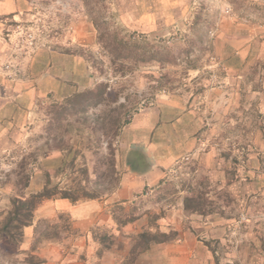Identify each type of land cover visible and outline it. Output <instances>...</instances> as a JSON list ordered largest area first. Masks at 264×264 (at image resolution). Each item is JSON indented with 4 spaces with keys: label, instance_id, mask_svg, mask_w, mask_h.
Listing matches in <instances>:
<instances>
[{
    "label": "rangeland",
    "instance_id": "rangeland-1",
    "mask_svg": "<svg viewBox=\"0 0 264 264\" xmlns=\"http://www.w3.org/2000/svg\"><path fill=\"white\" fill-rule=\"evenodd\" d=\"M217 5L218 8L221 7L222 15L230 17L235 23L240 18L234 7L248 10L253 16L256 12L255 0H235L231 5L225 3V0H215L214 8H204L200 21L192 23L188 34L159 37L130 30L119 18L115 0H53L41 4L40 13L33 21L12 24L9 34L15 43V58L18 55L22 58L19 61L21 67L37 49H45L53 38L59 39L65 28L69 29L71 37L80 25L89 28V31L92 29L95 43L88 49L77 46L73 48V54L89 60L87 62L91 67L92 77L84 85L71 86L74 92L71 96L38 97L34 99L30 111L27 108L25 113H0V212L9 208L10 200L18 192V181L21 178L30 177L29 188L24 192L28 195L43 186L45 172L52 177V184H60L61 187L78 184L90 195H97L95 200L105 198L118 185L122 171L117 168V154L121 149L124 128L141 110L151 107L158 99H169L176 95L185 96L190 103L194 102V108L201 114L204 122L205 134H209L212 129V135L215 132V144L212 145L214 152L231 161V173L227 174L222 183L216 181L215 186L209 189L212 195L214 191V195L218 196V202L231 206L232 199L229 195L232 196V192L239 190L240 186L237 175L240 164L238 158H244L247 154L248 146L245 143L251 150L258 152L259 149L251 141L258 134L264 135V128L258 129V126L251 124L243 130H233L228 135L223 129L222 112L229 100L225 93L229 82H226L228 71L219 52L221 38H216ZM103 32L106 34L104 38L101 36ZM113 32H121L133 42L140 43L143 48L141 58H145L146 62L133 65L132 60L124 69L119 68L118 63L114 64L112 56L104 48L106 39ZM252 69L256 76H264V64ZM0 73L2 79L9 82L24 78L18 72V64L13 61L0 66ZM100 84L108 87L107 101L99 105L90 103L88 106L87 103L78 105L72 102L71 99L77 94ZM260 84L249 83V88L264 92V86ZM5 87L0 78V111L5 104V107H11L12 103H16L14 97L7 96ZM216 91L220 93V97L210 106V97H213L211 94ZM256 101V98L250 99L252 104L247 105V112L237 113V119L233 118L232 123L237 120L246 125L250 122H264V114H260L259 110L251 112L255 104L262 103L260 99ZM115 119H121L122 124L117 137L114 134L117 128L113 124ZM64 161L65 169L61 172L60 167ZM219 163L223 164L221 161ZM219 170L223 172L221 166ZM180 177L179 170H173L164 182L162 189L168 192L165 198L158 201L160 214L176 209V189H180L183 183ZM202 181L201 177L195 182L190 181L189 187L194 185L199 189L200 185V189H204ZM215 191H219L220 195ZM257 198L254 194L248 198V203L245 199L244 204H255ZM86 201L90 200L79 202ZM118 207L120 206H114V211ZM121 207L124 208L123 218L137 219L141 213L135 209L133 213V209L128 206ZM254 209L255 205H252L249 212H246L239 204L232 211L234 221L230 239L226 238L225 244L219 243L218 248L216 246L218 253L213 258L214 264H264V226L263 231L257 233L256 239L254 236L253 239L243 237L249 220L261 221ZM116 215H121V212L116 211ZM148 216L152 227L158 215L153 212ZM262 216L264 217L260 215ZM33 226L35 234L31 245L26 244L25 238L18 246L10 245L5 240L0 241V264H29L31 257L44 261L43 264H48L49 258L52 261L50 264H150L152 260L150 255L141 256L143 252L131 263V251L141 235L137 236V228L134 227L121 229L118 235L115 234L116 231L113 233L115 228L90 229L93 241L87 245L92 250L86 258L80 249L85 235L75 229L68 214L57 213L54 218L41 219ZM61 239L66 241L57 242ZM210 244L205 242L209 247ZM108 250H111L110 256L104 257L103 254Z\"/></svg>",
    "mask_w": 264,
    "mask_h": 264
},
{
    "label": "crops",
    "instance_id": "crops-1",
    "mask_svg": "<svg viewBox=\"0 0 264 264\" xmlns=\"http://www.w3.org/2000/svg\"><path fill=\"white\" fill-rule=\"evenodd\" d=\"M51 1L53 0H0V66L13 61L18 64V72L24 75L23 79L9 82L2 79L0 73V78L6 86L4 91L7 96L14 97L16 102L12 103L11 107H5V104L0 113H25L28 109L30 111L34 99L38 97L71 96L74 93L71 86L84 85L92 77L91 67L85 58L72 53L76 46L88 49L95 43L92 37L94 30L89 31V28L81 25L72 37L68 34L69 29L65 28L59 39L53 38L45 49H37L22 67L19 63L22 58L18 54L15 58V43L9 34L12 24L33 21L40 13L41 4ZM234 1L225 0V3L231 5ZM115 2L119 18L130 30L159 37L188 34L192 23L200 21L201 11H204L208 4L214 8L215 4V0ZM255 4V16L248 10L233 6L240 18L238 23L222 15L220 6L216 7V38H221L219 52L227 67L225 79L229 82L225 92L229 100L222 112L223 129L227 135L233 130L250 127L251 124L258 126V129L264 128L263 121L250 122L248 125L241 120L232 123L233 118L237 119V113L247 112L245 110L247 105L251 106L249 100L252 98H256V102L260 99L262 103L260 106L255 104L251 112L259 110L260 114H264L263 90L249 88V83L254 82L264 86V76L252 73L253 67L264 64V0H255ZM211 96L213 97H210L211 102L208 104L210 106L215 104L213 102L220 97V93L216 91ZM192 103L185 96L176 95L169 99H158L151 107L141 110L123 130V141L117 154V168L122 171L116 188L105 198L98 200L79 203L67 199L46 200L36 210L34 223L41 219L54 218L57 213L68 214L75 229L85 235L80 249L86 258L92 250V247L87 245L93 241L90 229L115 228L113 233L116 231L115 234L118 235L121 229L134 227L137 228V236L147 230L176 235L173 241L152 245L141 255H150V264H214L213 258L217 256L218 244L223 245L226 238L230 239L234 221L232 211L240 204V207L249 212V208L255 205L254 211L261 221L249 220L245 225L243 237L253 239L254 236L256 239L257 233L262 232L264 226V217H260L264 215V135L258 134L254 142L251 141L256 149H259L258 152L251 150L245 143L248 146L247 154L244 158L243 155L238 158L240 164L237 175L240 186L239 190L232 192V196L229 195L232 199L231 206L218 202V196L214 195V191L212 195L209 189L215 186L216 181L223 182L227 174L231 173L232 164L228 158L217 156L214 152L212 145L215 144V132L212 135V129L209 134H205L201 114L194 108V102ZM226 133L225 138L228 140ZM220 166L223 172L219 170ZM173 170H179L180 180L183 182L182 187L176 189V209L160 214L158 201L165 198L168 192L164 191L162 186ZM199 177L203 178L202 185L205 188L200 189V185L199 189L194 185L189 187L190 181L195 182ZM190 194L199 195L194 196V199L211 201L203 205L202 210L207 211V215L186 211L185 200L191 197ZM254 194L258 197L255 204H244L246 200L248 203V198ZM117 205L131 207L141 213L134 222L119 227L113 218V207ZM153 212L159 217L151 227L148 215ZM248 232L253 235H248ZM34 234L35 226L25 230L26 244L31 245ZM60 241L66 239L57 242ZM205 242L211 243L210 247L205 245ZM110 254L111 250H108L103 256L109 257ZM49 260L48 264L52 262L51 258Z\"/></svg>",
    "mask_w": 264,
    "mask_h": 264
},
{
    "label": "trees",
    "instance_id": "trees-1",
    "mask_svg": "<svg viewBox=\"0 0 264 264\" xmlns=\"http://www.w3.org/2000/svg\"><path fill=\"white\" fill-rule=\"evenodd\" d=\"M103 38L106 34L103 32L101 35ZM102 38V39H103ZM105 49L112 56L113 63L119 64V68L124 69L128 63L132 60L133 65H138V62L145 63L146 59L141 58L143 55V48L140 43L133 42L130 38L122 35L121 32H113L108 36L105 41ZM130 60V61H129ZM89 62V60L87 59ZM108 87L105 84H100L95 88L88 89L84 93L77 94L72 98V102L78 105H99L107 101ZM116 126L114 131L115 136H119L122 129L121 119H115L113 122ZM66 161L63 162L60 167L61 172L64 171ZM74 166L72 161L71 167ZM18 192L10 200L9 208L6 211L0 212V241L5 240L10 245H20L23 243L25 238V230L34 225V218L36 210L46 200L52 199H67L73 203L81 200H95L97 195H90L87 191L81 187V185H74L73 187H61L60 184H52V177L48 172H45V182L43 186L30 194L24 193L29 188L30 177H23L19 181ZM205 202L202 198L194 199V197H187L185 200L186 211L190 213L204 214L203 205ZM117 210L113 211V218L115 219L118 226H126L129 223L135 221L133 217L123 218L125 215L124 208L118 205ZM116 211H120L121 215H116ZM133 213L135 210L133 209ZM158 216L155 217V221ZM176 235L172 233H163L160 231L150 232L144 231L140 236L137 244L131 251V263H134L140 254L148 250L152 245H162L169 243L175 239ZM105 240V239H104ZM101 240V241H104ZM29 264H43L35 257H31Z\"/></svg>",
    "mask_w": 264,
    "mask_h": 264
}]
</instances>
